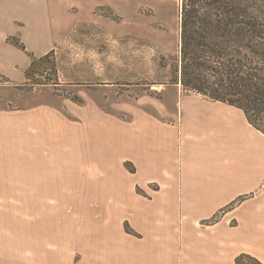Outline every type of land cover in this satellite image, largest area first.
<instances>
[{
  "label": "rangeland",
  "instance_id": "374dc122",
  "mask_svg": "<svg viewBox=\"0 0 264 264\" xmlns=\"http://www.w3.org/2000/svg\"><path fill=\"white\" fill-rule=\"evenodd\" d=\"M13 1L0 35V264H164V201L197 200L209 161L207 222L218 240L240 233L264 176L204 146L202 162L184 154L199 127L184 107L223 105L177 83L182 0Z\"/></svg>",
  "mask_w": 264,
  "mask_h": 264
},
{
  "label": "crops",
  "instance_id": "0c3cea01",
  "mask_svg": "<svg viewBox=\"0 0 264 264\" xmlns=\"http://www.w3.org/2000/svg\"><path fill=\"white\" fill-rule=\"evenodd\" d=\"M18 9L17 1L0 0L1 36L8 34L10 12ZM219 104L223 106L187 104L184 107V116L199 125L198 129H192L193 134L190 132L191 138L188 139L193 144L184 145V154L202 162L200 147L204 146L215 156L218 152L225 153L227 157L230 155L232 167L246 168L251 175L264 176V135L249 124L241 110ZM214 122L224 125L226 133L222 134L224 131L219 132L212 127L206 130V126ZM199 134L205 137L195 138ZM209 162L208 180L199 176L200 184L193 189L199 192L197 200L193 203L176 199L164 201V207L172 208L173 213L164 215V264H235L236 257L242 253H249L264 263V202L241 216L240 233L227 226L218 240L215 232L217 225L207 222L218 209L216 202L203 194L207 188L211 192L217 187L214 180L217 175L214 168L216 161ZM179 207L192 209L190 214L193 215H181L177 210ZM233 219L231 217L229 222Z\"/></svg>",
  "mask_w": 264,
  "mask_h": 264
},
{
  "label": "trees",
  "instance_id": "16d2710c",
  "mask_svg": "<svg viewBox=\"0 0 264 264\" xmlns=\"http://www.w3.org/2000/svg\"><path fill=\"white\" fill-rule=\"evenodd\" d=\"M180 22L177 83L241 110L264 135V0H182ZM235 264L264 263L242 253Z\"/></svg>",
  "mask_w": 264,
  "mask_h": 264
}]
</instances>
